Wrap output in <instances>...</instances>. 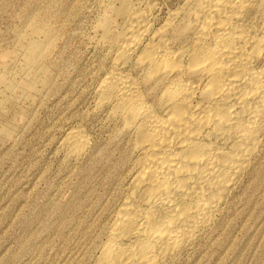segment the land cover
<instances>
[{
    "label": "bare ground",
    "instance_id": "6f19581e",
    "mask_svg": "<svg viewBox=\"0 0 264 264\" xmlns=\"http://www.w3.org/2000/svg\"><path fill=\"white\" fill-rule=\"evenodd\" d=\"M132 3L96 26L113 53L96 108L129 138V189L96 264L181 255L264 144V0H186L158 26L156 5ZM63 145L79 158L89 136L72 129Z\"/></svg>",
    "mask_w": 264,
    "mask_h": 264
},
{
    "label": "rangeland",
    "instance_id": "374dc122",
    "mask_svg": "<svg viewBox=\"0 0 264 264\" xmlns=\"http://www.w3.org/2000/svg\"><path fill=\"white\" fill-rule=\"evenodd\" d=\"M145 1L0 0V264H96L129 189V138L95 104L113 60L96 26ZM147 1L158 26L186 0ZM72 129L89 146L67 159ZM261 147L213 225L163 264H264Z\"/></svg>",
    "mask_w": 264,
    "mask_h": 264
}]
</instances>
